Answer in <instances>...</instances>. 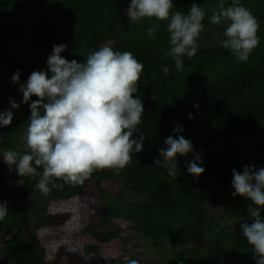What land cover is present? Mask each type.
<instances>
[{
	"label": "trees",
	"instance_id": "obj_1",
	"mask_svg": "<svg viewBox=\"0 0 264 264\" xmlns=\"http://www.w3.org/2000/svg\"><path fill=\"white\" fill-rule=\"evenodd\" d=\"M130 2L0 0V111L10 107L9 97L20 104L13 110L11 124L0 127V202H7L9 209L4 222L0 221V264H59L44 261L35 233L24 242L26 226L15 219L26 199L43 196L35 187L38 179L18 176L13 165L12 179L7 181L1 165L5 150L26 151L20 136L30 116L29 105L21 103L22 93L10 77L19 70L20 83H24L33 71L46 70L53 45L59 44L66 45L61 55L69 61L83 62L89 52L110 46L114 51L132 52L144 66L137 93L144 106L139 126L145 136L143 150L134 153L118 175L104 169L85 181L95 185L105 206L98 214L100 225L86 231L99 244L117 239L124 244L128 239L118 229H98L120 220L147 242L165 246L157 261L128 256L139 264H255L252 246L240 228L250 221L246 212L250 201L231 195V181L234 168L242 171L245 165H264V0H241L260 25L259 46L244 62H237L230 50L219 46L226 25L209 22L217 0H173L175 9L185 15L193 3L207 13L197 54L183 58L182 72L175 70L169 55L166 22H159L156 38L149 39L146 33L152 21L131 22L126 15ZM230 2L225 0L226 6ZM16 15L25 19L12 20ZM24 31L29 35H23ZM161 65H168L171 74L165 75ZM177 124L184 129L180 134L201 153L205 171L199 178L187 173L185 165L191 155L177 157L176 179L165 168L154 167L158 149ZM104 181L117 183L118 190L112 194L100 189ZM85 183L54 189L46 199L69 201ZM130 196L137 200L130 201ZM56 221L46 216L40 225ZM222 221L233 224L222 225ZM125 256L106 264H124Z\"/></svg>",
	"mask_w": 264,
	"mask_h": 264
},
{
	"label": "clouds",
	"instance_id": "obj_2",
	"mask_svg": "<svg viewBox=\"0 0 264 264\" xmlns=\"http://www.w3.org/2000/svg\"><path fill=\"white\" fill-rule=\"evenodd\" d=\"M210 11V24L226 25L219 46L230 50L237 62L247 61L260 43L257 18L241 0H231L227 6L225 0H217ZM126 15L133 23L152 21L146 33L149 39L156 38L159 22H166L169 55L177 72L183 71V58L196 56L207 15L196 3L185 15L175 9L173 0H131ZM65 50V44L53 45L46 70L33 71L24 83H20L19 70L10 77L22 93L21 103L29 105L30 116L20 136L26 151L7 149L3 161L10 168L15 165L18 176L38 179L35 187L45 197L54 189L63 191L65 185H83L99 170L112 169L118 175L131 163L133 154L143 150L145 139L139 132L144 106L137 95L143 64L132 52L114 51L110 46L89 52L83 62L63 57ZM161 71L169 75L172 69L161 65ZM9 105L0 111V127H8L13 110L20 107L14 97H9ZM183 130L178 124L173 127L158 149L154 167L165 168L176 179L177 157L191 155L185 165L187 173L199 178L205 171L202 156L180 134ZM134 133H138L136 138ZM231 186L233 197L250 201L246 207L250 221L240 228L252 246L255 264H264V165L232 169ZM8 213L7 202H0V221ZM123 260L124 264H139L128 256Z\"/></svg>",
	"mask_w": 264,
	"mask_h": 264
},
{
	"label": "rangeland",
	"instance_id": "obj_3",
	"mask_svg": "<svg viewBox=\"0 0 264 264\" xmlns=\"http://www.w3.org/2000/svg\"><path fill=\"white\" fill-rule=\"evenodd\" d=\"M25 16L16 15L12 20H22ZM28 36L29 32L24 31ZM18 93L19 86H18ZM2 169L5 179L11 181V169L2 159ZM119 185L111 181H104L99 188L109 193H115ZM130 201L137 198L130 196ZM22 209L16 212L15 219L25 224L22 239L24 242L29 236L35 235L45 262L59 264H106L122 255L139 257L141 261L160 258V253H165V246L147 242L128 228L127 223L113 220L112 226L107 229L99 228V232L112 230L120 231L122 238L128 239L122 243L119 239L109 244H99L98 241L86 231L88 227L100 225L98 214L105 210L93 183H85L80 194L69 201L49 202L46 197L26 199ZM47 217H56V223L40 225ZM4 221H2L3 223ZM233 224L222 221V225ZM40 226V227H39ZM37 228V229H36ZM125 247V251L122 250Z\"/></svg>",
	"mask_w": 264,
	"mask_h": 264
}]
</instances>
